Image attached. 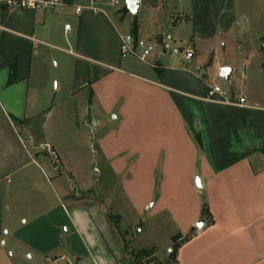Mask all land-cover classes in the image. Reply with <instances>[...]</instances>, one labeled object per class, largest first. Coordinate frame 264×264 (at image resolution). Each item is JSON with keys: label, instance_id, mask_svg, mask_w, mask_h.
I'll list each match as a JSON object with an SVG mask.
<instances>
[{"label": "crops", "instance_id": "obj_1", "mask_svg": "<svg viewBox=\"0 0 264 264\" xmlns=\"http://www.w3.org/2000/svg\"><path fill=\"white\" fill-rule=\"evenodd\" d=\"M109 4L63 0L41 12L0 2V239L12 225L31 264H128L102 206L69 197L91 188L106 162L135 209L147 205L170 222V242L181 235L176 264H264V47L255 44L264 36L238 0H140L138 13L152 8L154 25L145 16L127 32L131 12ZM236 27L254 34L248 45ZM167 29L192 43L189 58L203 45L199 70L178 44L179 54L161 53ZM128 33L158 43L152 69L122 56ZM238 65L244 81L221 86L247 107L206 101L211 77L229 66L232 80ZM49 187L58 203L46 201Z\"/></svg>", "mask_w": 264, "mask_h": 264}, {"label": "rangeland", "instance_id": "obj_2", "mask_svg": "<svg viewBox=\"0 0 264 264\" xmlns=\"http://www.w3.org/2000/svg\"><path fill=\"white\" fill-rule=\"evenodd\" d=\"M106 1L111 3L112 0ZM118 1V4H112V6L109 4L107 8L118 10L126 5V0ZM75 2L88 3L89 0H75ZM238 2L239 7L241 6V9L249 16L248 24H251L252 29H255L253 31H256L257 34L261 35L260 37L262 38V36H264V0H238ZM152 12V8L147 9L142 6L139 13L136 15L130 13L129 19H127L124 26V32L129 30V25L127 24H129L130 20L134 21L139 19L140 21H143L144 18H146L145 16H147V18L150 17L149 21L146 20L148 27H153L154 23L152 24L150 21L151 17L153 16ZM255 14H257V17L254 16ZM182 27L186 28L189 26ZM187 30H180V35L188 36L189 31L191 30L190 28ZM166 32H168V34L166 33V36L169 34L173 36V40H171L169 44V49L176 46V44L181 46L182 55L185 62L189 63L190 65L192 64L193 67L199 70L202 66L200 60H202L201 55L203 56V54H201L200 49H203V45L201 43L196 44L195 48L199 52L196 53L194 48H192V52H195L196 54L189 58V45L193 46L192 43L185 41V39L180 41L178 39V36L180 35L177 33H172V31L169 29H167ZM235 32L237 38L243 42L242 45H248L250 38L254 36L253 33H247V31L241 29V27H236ZM224 38L226 41H230L229 43L233 45L238 46L240 43L234 36H225ZM146 39L156 42L151 40L150 37H147ZM255 44L259 45L261 48L264 47V37L263 39H258L255 41ZM204 47H206V45H204ZM169 49L167 52L171 53ZM166 56L167 58L169 57V55ZM156 60V57L152 56L149 58L148 63L141 62L139 60L138 63L141 65V67H143V69L150 70L152 69V64H154ZM243 70L244 66L238 65L233 74L231 83L233 82L234 86L237 88L239 84L244 81L243 74L245 71ZM214 76L211 77L213 78L212 85L219 84L231 87V84L227 83L224 79L220 78L219 76ZM97 166L100 167V172L95 173L96 178L92 187L87 190L74 188L71 191L69 197L72 198V201L78 202L79 204H83L87 207L95 205L102 206L112 229L114 228L118 233H124V231H126L125 242L127 244L128 253H130L132 250L137 251L139 249H151L154 254V260L149 261L143 258L144 264H170L172 261L170 259V252L174 247V244L182 242L183 239H181V235H175L178 237V239L176 241L172 239V242H170L169 234L173 229L170 222L168 223L163 221L164 219H162V217L154 213L155 209H147V205L143 207L141 211L135 209L130 197L127 195L125 190V180L122 179V176L121 178H117L112 173L110 166L106 162L102 165L97 164ZM157 173H159V169H157ZM156 179L155 197L157 198L160 192V190L157 189L160 184V179L158 176H156ZM197 179H195V185L198 186L199 184ZM140 182L141 186H136L135 188L142 190L141 187L143 181ZM200 182H202L201 179ZM47 193L48 194H46L45 199L48 201V203H58L59 198L56 190L52 189V187H49ZM138 196L140 198H144V195ZM135 198H137V196H135ZM27 199H31V196L27 197ZM13 203L17 204V206H15L20 208L21 204L24 202L22 198L18 197ZM21 217V212L16 213L14 219L17 220V225H20ZM13 228L14 227L12 225H6L3 228L2 238L0 239V264H31L29 259L30 253H26L23 245L19 244V242H17L12 237V235H10L9 232L12 231Z\"/></svg>", "mask_w": 264, "mask_h": 264}, {"label": "built area", "instance_id": "obj_3", "mask_svg": "<svg viewBox=\"0 0 264 264\" xmlns=\"http://www.w3.org/2000/svg\"><path fill=\"white\" fill-rule=\"evenodd\" d=\"M0 2L7 8H23L33 11H47L54 9L57 6L63 4V0H0ZM112 4H118V0H112ZM83 10L82 7H77L76 11L80 13ZM65 29L69 30L70 25H66ZM173 40L170 35L166 37L162 42V51L169 49L170 41ZM166 41V42H165ZM158 43L149 41L146 38L137 37L131 33L122 36L121 40V54L124 58L134 57L141 62L148 63V60L152 56L158 57L160 55L158 51ZM173 54H179L180 50L177 46L169 49ZM206 101L209 102H222L224 104L244 108L247 107L245 98L238 94L235 98L231 99L228 97L227 91L221 85L215 84L210 85L207 89Z\"/></svg>", "mask_w": 264, "mask_h": 264}, {"label": "trees", "instance_id": "obj_4", "mask_svg": "<svg viewBox=\"0 0 264 264\" xmlns=\"http://www.w3.org/2000/svg\"><path fill=\"white\" fill-rule=\"evenodd\" d=\"M73 0H64L65 3L67 4H71ZM124 9L126 10L127 7L125 6ZM178 20L180 19H175L173 21V25L178 23ZM136 28H137V23L136 21L134 22V32H136ZM156 70L158 72H161L160 68L156 65L155 66ZM14 81V70H12L11 75L9 77V81L8 83H12ZM194 139L196 140V142L199 144V146L201 147V136L200 135H195ZM201 215L203 219H207L208 215H209V207L207 202L204 200L203 201V205H202V209H201ZM113 232L115 234H117V236L120 237V240L122 242L123 245V249L126 252L127 255V259H128V264H144L143 258L149 261L154 260V254L153 251L151 249H139L137 251L132 250L130 253H128V249H127V244L125 242V234L126 231H124V233H118L114 228H113ZM178 237L174 236L173 240H177ZM181 243L178 244H174V247L172 248L171 252H170V259L172 260L170 264H176L177 263V251L178 248L180 246Z\"/></svg>", "mask_w": 264, "mask_h": 264}, {"label": "water", "instance_id": "obj_5", "mask_svg": "<svg viewBox=\"0 0 264 264\" xmlns=\"http://www.w3.org/2000/svg\"><path fill=\"white\" fill-rule=\"evenodd\" d=\"M126 6L128 10L133 14L136 15L138 13V9L140 6V0H126ZM233 72V68L229 66H223L218 71V76L222 79H224L227 83L231 84V75ZM198 184L200 185V181H198ZM202 225H198V228L201 229Z\"/></svg>", "mask_w": 264, "mask_h": 264}]
</instances>
